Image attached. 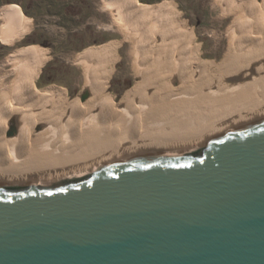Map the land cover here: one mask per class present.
<instances>
[{"label": "bare ground", "instance_id": "6f19581e", "mask_svg": "<svg viewBox=\"0 0 264 264\" xmlns=\"http://www.w3.org/2000/svg\"><path fill=\"white\" fill-rule=\"evenodd\" d=\"M215 3L232 22L225 58L211 69L198 60L200 46L168 3L104 0L129 43L136 73L120 99L103 94L115 44L77 56L82 89L70 102L66 89L36 88L46 61L42 51L15 50L9 59L13 79L0 77V180L57 176L130 154L196 148L263 118L264 0ZM0 17L4 43H15L31 28L18 5L2 8Z\"/></svg>", "mask_w": 264, "mask_h": 264}, {"label": "water", "instance_id": "95a60500", "mask_svg": "<svg viewBox=\"0 0 264 264\" xmlns=\"http://www.w3.org/2000/svg\"><path fill=\"white\" fill-rule=\"evenodd\" d=\"M0 264H264V117L196 148L0 180Z\"/></svg>", "mask_w": 264, "mask_h": 264}, {"label": "rangeland", "instance_id": "374dc122", "mask_svg": "<svg viewBox=\"0 0 264 264\" xmlns=\"http://www.w3.org/2000/svg\"><path fill=\"white\" fill-rule=\"evenodd\" d=\"M138 1L148 6L168 3L200 46L198 60L208 63L211 69L224 60L226 29L232 18L223 16V8L215 0ZM103 3L104 0H0V11L8 5H18L31 23L30 30L15 43L0 40V77L3 75L7 82L13 79V63L9 59L15 50L37 48L46 61L39 70L36 88L66 89V101L70 102L82 89L83 68L76 61L77 56L86 50L115 44L116 61L103 94L122 98L136 82L133 56ZM2 23L0 17V27Z\"/></svg>", "mask_w": 264, "mask_h": 264}, {"label": "trees", "instance_id": "16d2710c", "mask_svg": "<svg viewBox=\"0 0 264 264\" xmlns=\"http://www.w3.org/2000/svg\"><path fill=\"white\" fill-rule=\"evenodd\" d=\"M9 3H12V2H9Z\"/></svg>", "mask_w": 264, "mask_h": 264}]
</instances>
